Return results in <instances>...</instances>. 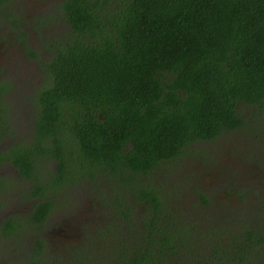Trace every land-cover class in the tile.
Returning <instances> with one entry per match:
<instances>
[{"label": "trees", "instance_id": "trees-1", "mask_svg": "<svg viewBox=\"0 0 264 264\" xmlns=\"http://www.w3.org/2000/svg\"><path fill=\"white\" fill-rule=\"evenodd\" d=\"M59 11L69 30L41 63L48 79L33 98L31 138L0 152L30 182L26 200L37 198L1 221L12 256L20 264H264V223L254 213L181 219L165 197L187 187L151 181L194 144L239 127L237 103L264 106V0H61ZM100 179L110 208L102 226L69 250L50 247L41 230L53 194ZM26 232L34 233L27 250Z\"/></svg>", "mask_w": 264, "mask_h": 264}, {"label": "rangeland", "instance_id": "rangeland-1", "mask_svg": "<svg viewBox=\"0 0 264 264\" xmlns=\"http://www.w3.org/2000/svg\"><path fill=\"white\" fill-rule=\"evenodd\" d=\"M60 2L11 0L0 10V86L5 88L0 93V105L4 109L0 115L9 125V129L0 131V147L24 140L29 135L35 112L33 90L48 79L41 63L50 60L55 42L69 30L60 15ZM31 51L35 55H31ZM235 108L242 118L239 127L223 132L215 141L194 144L190 153L176 160L173 166L170 163L153 173L151 181L156 184L170 185L173 190L176 186L187 187L181 188L185 189L184 195L171 191L165 197L171 215L195 219L192 211H203L196 214V220L200 222L212 216L211 213L230 215L233 211L239 216L237 212L240 211L236 210L246 208L255 214V221L264 223V106L237 103ZM0 175L16 181L10 190V198L4 195L0 201L10 203L15 215L26 213L31 208V203L26 202L30 182L18 180L12 168L10 171L0 169ZM103 180L100 179L102 183H98V187L94 183H78L53 194L54 206L41 230L50 247L57 251L66 246L69 250L79 244L84 231L94 229L100 223L102 226L105 213H110L103 201L104 196L109 197L108 186ZM195 190L207 196L206 204L200 201ZM136 206L137 215L143 214L142 206ZM3 213L0 212V216ZM131 233L133 236L134 231ZM23 237V248L27 250L34 233L26 232ZM14 248L10 238L0 240V264H20L19 256L15 258L10 252ZM15 250L19 252L18 247ZM257 256L264 261V248L258 249ZM186 260L171 259L167 264H186Z\"/></svg>", "mask_w": 264, "mask_h": 264}, {"label": "flooded vegetation", "instance_id": "flooded-vegetation-1", "mask_svg": "<svg viewBox=\"0 0 264 264\" xmlns=\"http://www.w3.org/2000/svg\"><path fill=\"white\" fill-rule=\"evenodd\" d=\"M0 12H2V11H0ZM31 53V55H35V52H33V51H31L30 52ZM43 85H39V86H37L34 90H33V93H35L37 90H39L40 89V87H42ZM4 90H5V88L4 89H2L1 90V93H3L4 92ZM34 108H35V112H34V114L32 115L33 116V118H34V116H35V113H36V106H35V103H34ZM32 121H33V119H32ZM32 121H31V123H30V127H31V124H32ZM9 129V125L7 124H5L4 122H0V131L2 130V131H4L5 129ZM31 135H32V131H31V128H30V131H29V135H28V137L27 138H25L24 140H18V141H16V142H20V141H22L23 143L24 142H26V141H28L30 138H31ZM14 143H9V144H5L3 147H0V152H3V151H5V150H7L10 146H12ZM8 153H10V152H8ZM5 156H6V154H2V155H0V169H2V168H7L8 169V171H10V168H12L14 171H15V173H16V178L18 179V180H21V178L19 177V175H18V173H17V171H16V169L10 164V162L8 161V160H6V158H5ZM7 157V156H6ZM51 166V169L53 170L54 169V166L53 165H50ZM27 181V180H26ZM25 181V182H26ZM13 184H14V181L13 182H11L10 181V178L9 177H5V176H2V175H0V197H2V196H6V197H8V198H10V190H12L14 187H13ZM30 184V183H29ZM7 193V194H6ZM27 197V196H26ZM37 198H35V197H30L29 198V200H26V202H30L31 203V206L33 205V203H34V200H36ZM25 202V203H26ZM12 207L13 206H10V203H8V202H3V201H0V212H3L4 211V213H6V215L3 213V215L2 216H0V224H1V221H2V219L4 218V217H6V216H10V214H13V210H14V207H13V209H12ZM29 209H31V208H29ZM29 209L27 210V211H29ZM193 215V214H192ZM196 217V215H193V218H195ZM221 235H223L222 233H220ZM221 238H223V237H221Z\"/></svg>", "mask_w": 264, "mask_h": 264}]
</instances>
